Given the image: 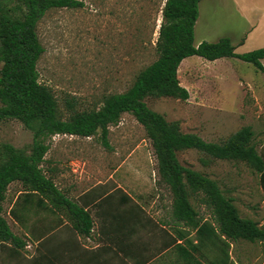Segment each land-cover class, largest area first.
Here are the masks:
<instances>
[{
  "label": "rangeland",
  "instance_id": "rangeland-1",
  "mask_svg": "<svg viewBox=\"0 0 264 264\" xmlns=\"http://www.w3.org/2000/svg\"><path fill=\"white\" fill-rule=\"evenodd\" d=\"M77 1L83 5L50 9L36 24L44 50L36 65L38 80L51 90L62 119L69 115L66 101L72 103L76 112L97 109L105 96L125 92L136 75L156 60L155 45L165 0ZM203 1L196 40L208 24L214 38L222 34L234 36L239 31L242 21L234 11L239 0ZM242 5L263 10L264 0H244ZM255 35L248 33L234 52L244 54L264 47L260 46L264 37ZM177 79L188 93L187 100L147 97L148 108L167 122H177L181 132L197 135L209 143L221 144L241 128L250 127L252 143L259 153L264 144V76L260 71L238 59L209 62L194 58L180 64ZM31 142L32 132L20 122H0V144H10L28 154ZM44 143L49 150L41 167L63 195L75 198L97 182L102 183L98 188L102 192L117 187L115 194L127 191L171 195L157 172L151 141L128 113L121 114L118 123L109 126L108 148L102 145L100 132L85 138L54 135ZM176 156L183 167L198 170L214 181L223 195L232 200L239 218L263 224L264 189L254 169L244 162L217 160L194 149L178 151ZM55 159L57 164H47ZM22 191L20 183L10 184L1 203L2 216L13 231L17 216L24 215L21 211L25 207L47 210L50 206L46 202L37 205L38 196ZM25 197H32V201L26 203ZM196 201L190 195L189 203ZM57 212L54 215L58 220L65 219L72 225L65 210ZM205 218L213 219L206 204L198 219ZM262 252V244L238 240L231 249V257L264 264Z\"/></svg>",
  "mask_w": 264,
  "mask_h": 264
},
{
  "label": "trees",
  "instance_id": "trees-1",
  "mask_svg": "<svg viewBox=\"0 0 264 264\" xmlns=\"http://www.w3.org/2000/svg\"><path fill=\"white\" fill-rule=\"evenodd\" d=\"M200 1L165 0L155 45L156 60L136 75L125 92L105 96L97 109L76 112L72 103L66 101L69 115L62 119L51 90L38 80L36 65L44 50L38 40L36 24L50 9L79 8L82 2L0 0V122L15 120L32 132L28 154L10 144H0L1 242L16 241L1 215V203L8 186L14 182L22 185L24 194L38 196L39 205L46 202L55 210H65L77 231L88 233L89 213L66 198L41 167L48 151L44 141L54 135L85 138L100 132L102 145L108 148L109 126L117 124L121 114L128 113L151 141L157 172L173 198V216L194 230L197 243L213 246L215 256L209 264H227L229 243L238 240L262 244L264 254V222L259 226L252 220L239 218L232 200L223 195L214 181L183 167L176 156L178 151L194 149L217 160L244 162L259 174L264 189V144L258 153L252 143L250 127L241 128L221 144L205 142L197 135L181 132L177 122H167L145 103L147 97L187 100L188 93L179 85L177 71L182 60L191 56L209 62L221 58L238 59L252 64L264 76L260 62L264 58V47L236 54L227 37L214 43L194 45ZM195 194L202 195L199 200L212 210V221L202 222L197 218L189 203L190 195ZM28 198L23 201L27 203ZM217 243L223 244V248Z\"/></svg>",
  "mask_w": 264,
  "mask_h": 264
},
{
  "label": "crops",
  "instance_id": "crops-1",
  "mask_svg": "<svg viewBox=\"0 0 264 264\" xmlns=\"http://www.w3.org/2000/svg\"><path fill=\"white\" fill-rule=\"evenodd\" d=\"M203 2L201 0L198 3V18L194 25L195 46L227 37L235 51L236 47L244 43L248 33L256 34L258 38L264 37V9L242 5L244 0H239V5H234V11L242 22L234 36L222 34L214 38L208 24L196 40ZM194 58L200 57L191 56L182 62ZM260 62L264 67V58ZM57 161H48L47 164L53 166ZM100 184L91 185L75 198L64 194L89 213L91 227L88 233L77 231L65 219L63 222L58 220L54 215L58 212L51 206L47 210L32 207L28 210L25 207L21 211L24 215L17 216L19 221H15V230L9 227L16 241H0V264H209L214 259L213 246L197 243L194 230L173 216L172 195L153 196L127 191L115 194L117 187L102 192L98 189ZM58 190L61 191L60 188ZM193 196L197 201L190 205L199 218L200 209H204L205 204L199 200V195ZM27 200L32 201V197ZM36 204L39 205L38 198ZM210 212L212 214L211 209ZM205 220L212 221L206 218L201 221ZM234 243H229L227 264H249L241 262V259H232ZM217 244L223 248V244Z\"/></svg>",
  "mask_w": 264,
  "mask_h": 264
}]
</instances>
